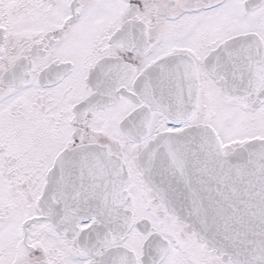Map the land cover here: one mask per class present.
<instances>
[{"label": "snow or ice", "instance_id": "snow-or-ice-1", "mask_svg": "<svg viewBox=\"0 0 264 264\" xmlns=\"http://www.w3.org/2000/svg\"><path fill=\"white\" fill-rule=\"evenodd\" d=\"M0 264H264V0H0Z\"/></svg>", "mask_w": 264, "mask_h": 264}]
</instances>
